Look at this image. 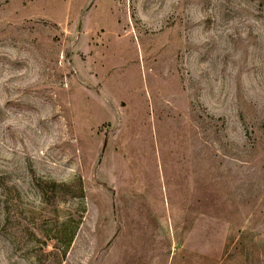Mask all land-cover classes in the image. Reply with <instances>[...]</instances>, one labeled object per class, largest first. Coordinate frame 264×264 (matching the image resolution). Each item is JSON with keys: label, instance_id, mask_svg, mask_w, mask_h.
Wrapping results in <instances>:
<instances>
[{"label": "rangeland", "instance_id": "rangeland-1", "mask_svg": "<svg viewBox=\"0 0 264 264\" xmlns=\"http://www.w3.org/2000/svg\"><path fill=\"white\" fill-rule=\"evenodd\" d=\"M0 264H264V0H0Z\"/></svg>", "mask_w": 264, "mask_h": 264}]
</instances>
